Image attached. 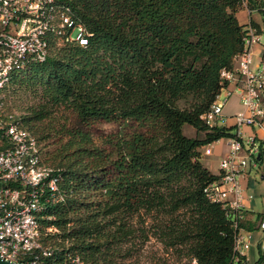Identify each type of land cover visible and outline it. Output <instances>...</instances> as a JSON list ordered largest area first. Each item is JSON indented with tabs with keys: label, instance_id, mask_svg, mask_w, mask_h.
<instances>
[{
	"label": "trees",
	"instance_id": "obj_1",
	"mask_svg": "<svg viewBox=\"0 0 264 264\" xmlns=\"http://www.w3.org/2000/svg\"><path fill=\"white\" fill-rule=\"evenodd\" d=\"M56 1L90 34L88 45L52 37L46 61L13 78L12 94L36 100L25 115L9 109L5 91L6 111L61 175L63 199L40 219L42 245L84 264H114L124 244L153 237L193 264L232 263L237 231L206 197L220 174L201 159L234 127H210L202 117L221 91V71L243 51L248 25L238 13L245 4L256 11L263 26L250 24L262 32L264 0ZM94 121L119 131L99 145Z\"/></svg>",
	"mask_w": 264,
	"mask_h": 264
},
{
	"label": "built area",
	"instance_id": "obj_2",
	"mask_svg": "<svg viewBox=\"0 0 264 264\" xmlns=\"http://www.w3.org/2000/svg\"><path fill=\"white\" fill-rule=\"evenodd\" d=\"M245 9L250 16L256 12L246 4ZM70 13L56 0H0V259L11 264H84L78 256L56 254L39 240L40 219L47 205L63 199L59 188L61 175L44 163L37 138L6 111L5 102V91L13 78L30 65L46 61L52 37H58L62 43L88 45L90 34L77 25ZM243 43V51L234 59L233 67L221 71V91L210 112L202 117L210 127L217 126L228 98L235 91L240 94L242 111L235 117L233 135L226 139L229 150L220 162V177L204 189L209 201L221 204L227 211L237 231L230 264H238L251 246L239 233L244 219L240 178L264 160V135L258 134H264L261 32L249 24ZM247 128L253 132L246 133ZM210 153L207 149L206 155ZM261 230L264 233V222ZM47 232L58 231L48 228ZM258 264H264V259Z\"/></svg>",
	"mask_w": 264,
	"mask_h": 264
},
{
	"label": "rangeland",
	"instance_id": "obj_3",
	"mask_svg": "<svg viewBox=\"0 0 264 264\" xmlns=\"http://www.w3.org/2000/svg\"><path fill=\"white\" fill-rule=\"evenodd\" d=\"M238 19L243 25H248L249 23V16L245 12H243L242 15H239ZM253 19L252 20L255 21V23L263 26V17L261 15L254 13ZM73 34L77 35V30L74 31ZM261 40L264 44V28L261 32ZM257 49H260V46H258ZM11 86L12 85L10 83L6 92L8 107L13 112L25 115L26 109L32 106L36 100L33 99L31 95L24 94L21 91H18L16 94H12L13 88ZM231 91H235V88H231ZM224 95L225 93H223V97L221 99L223 101L225 99ZM241 111L242 104L240 94L235 91L234 94L228 98V102L223 109V119L218 120L217 125L224 126L225 121H227L229 124H234L235 126V117ZM247 129L251 130L250 128ZM90 130L93 133L95 141L99 145H102L103 142L112 139L113 136L118 133L119 127L116 124L94 121L90 123ZM183 132L188 137L196 136V131L189 125L184 127ZM232 132H234V130ZM218 152L219 151H217L212 156L205 155L201 159V162L213 172L217 171V167L221 159V155ZM43 157H45V151ZM263 174L264 164L262 165L261 169L251 171L250 179L253 183H261L264 190V181L262 180ZM254 210L256 213L261 214L262 219L264 220V194L262 196L256 197ZM142 220V218H137L135 221L138 222V224L143 225ZM145 222V226L143 227H147L150 224V219H146ZM255 254L257 257V253ZM114 262V264H193V262H189L187 259H181L172 250L166 251L163 246L153 237L145 244H140L139 241L124 244L121 251L116 255Z\"/></svg>",
	"mask_w": 264,
	"mask_h": 264
},
{
	"label": "crops",
	"instance_id": "obj_4",
	"mask_svg": "<svg viewBox=\"0 0 264 264\" xmlns=\"http://www.w3.org/2000/svg\"><path fill=\"white\" fill-rule=\"evenodd\" d=\"M243 12L248 14L247 10L244 9L238 13L237 18L239 15H242ZM253 15L250 16L248 14V16H249L248 25L250 24V21L253 19ZM240 24L243 25L242 23H240ZM244 25H247V24H244ZM224 120H225V118H224ZM224 127L232 128V127H234V124H229L227 121H225ZM245 131L248 134L253 132L252 130H249V129H245ZM258 134L260 136L264 135L260 131H258ZM207 149L211 150V153L209 155H206ZM228 150H229V148H228L226 139H222L219 142L208 145L202 150V152H203L202 158L205 155L206 156H212L217 151H219L218 153L221 155V159L219 161L217 171L213 172L209 169L210 172L213 173L214 175L220 174V162H221L222 158L227 154ZM263 164H264V160L262 162H260L257 167H253V166L250 167L247 171V174L240 178V185L242 188L244 213H245L244 214V220L247 222V225L244 228H240L239 233L244 238L249 240L251 243L250 249H248V251L245 252L246 264H258L260 259H261L260 253L261 252L263 253L262 246L264 245V233L261 230V223H263L264 220L262 219L261 214L255 212L254 207L256 204V197L262 196L264 194V190H263L261 183H256V182L253 183L250 179L251 171L261 169ZM262 180L264 181V174L262 176ZM231 198H233V197L231 196ZM255 253H257V257L255 256L256 255ZM255 257H256V259H255Z\"/></svg>",
	"mask_w": 264,
	"mask_h": 264
},
{
	"label": "water",
	"instance_id": "obj_5",
	"mask_svg": "<svg viewBox=\"0 0 264 264\" xmlns=\"http://www.w3.org/2000/svg\"><path fill=\"white\" fill-rule=\"evenodd\" d=\"M0 264H11L0 259Z\"/></svg>",
	"mask_w": 264,
	"mask_h": 264
}]
</instances>
